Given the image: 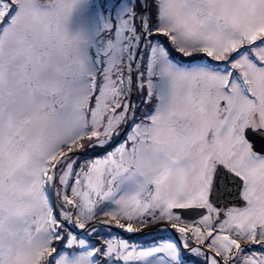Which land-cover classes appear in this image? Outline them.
<instances>
[{"label": "snow or ice", "instance_id": "1", "mask_svg": "<svg viewBox=\"0 0 264 264\" xmlns=\"http://www.w3.org/2000/svg\"><path fill=\"white\" fill-rule=\"evenodd\" d=\"M137 92L155 101L139 122ZM253 137L264 139V0H0V264H184L185 250L264 264ZM222 175L243 202L223 218ZM188 209L207 214L186 223ZM97 224L170 226L182 243L135 252L78 238Z\"/></svg>", "mask_w": 264, "mask_h": 264}, {"label": "rangeland", "instance_id": "2", "mask_svg": "<svg viewBox=\"0 0 264 264\" xmlns=\"http://www.w3.org/2000/svg\"><path fill=\"white\" fill-rule=\"evenodd\" d=\"M105 2V4H104ZM95 3L97 5H108V6H111L112 4H116V3H119V0H95ZM165 40H167L166 37H164ZM211 60V58H209ZM201 63H206L205 61L201 62ZM201 63H192L193 65L195 64H201ZM220 64H223V63H220ZM137 119V117H136ZM140 119H137V122H139ZM126 139V137H125ZM124 139V140H125ZM90 152V151H89ZM104 155V154H103ZM103 155L101 156H92V157H83L81 160H80V164L83 165L85 163H88L90 162L92 159H95V158H98V157H102ZM56 200V203H57V207L59 206V200L58 198H55ZM187 223V222H186ZM157 226V229L156 231L153 230L154 228H156ZM96 227L99 229L100 231V235L97 236L95 234H92L90 235V240L92 241V243L90 244H96L97 241H103V240H106V239H117V238H120V239H124L129 245H130V250L134 249L135 252H139L140 250H147V249H150V248H153V247H156V246H160V245H163L165 243H168V242H173V241H170L168 239H163V240H152V241H148V242H135V241H131L132 239H135L136 237H140V236H148V237H151V236H154L156 234H172V231L170 230V226H168L167 230H164L162 229V227L160 225H156V224H150L148 225L147 227H142L144 229L143 232H133V233H128L126 232L125 230H122V229H119L121 231H124L126 232V234H128V237H130V240L127 239L126 237H123L121 236L119 233L117 232H113L111 229L109 230L107 227L105 226H102V225H99L97 224ZM161 229H159V228ZM152 232H150V231ZM175 230V229H174ZM88 231V229H85L84 231H81L82 232H86ZM144 232H148V234H144ZM102 233H104L105 235H103ZM89 234H91L89 232ZM180 237V235H179ZM78 238H83V237H78ZM180 240H181V237H180ZM190 243H192V241L190 240L189 241ZM181 243H182V240H181ZM253 250H256L259 248L258 245L256 246H252ZM160 255H164V254H158L154 257H149L147 258L149 261H151V264H162V261L160 259ZM211 255V254H209ZM183 261H184V264H204V258L203 256H196L195 254L193 253H190V252H187L186 250L183 252ZM123 264V262H122ZM128 264H145V262L143 260L141 261H137V260H130L128 262Z\"/></svg>", "mask_w": 264, "mask_h": 264}, {"label": "flooded vegetation", "instance_id": "3", "mask_svg": "<svg viewBox=\"0 0 264 264\" xmlns=\"http://www.w3.org/2000/svg\"><path fill=\"white\" fill-rule=\"evenodd\" d=\"M236 74L239 73V70H233ZM259 137H253V140L259 141ZM230 175V174H229ZM220 185L221 188L218 192V194L213 197L215 204L214 206L218 207L220 213H221V218H223L224 213H226L228 210L234 208V207H242L243 202L240 199L239 193L241 191L240 188V182L237 179H231L229 178L227 186H225V180L222 178L220 180ZM227 201L231 203H227ZM202 213L194 218L191 219H185V222L187 223H192V222H198L200 219H202L203 215L207 214L206 209H201ZM169 239H171L169 237ZM174 240V239H173ZM192 244H195V240L191 239Z\"/></svg>", "mask_w": 264, "mask_h": 264}, {"label": "water", "instance_id": "4", "mask_svg": "<svg viewBox=\"0 0 264 264\" xmlns=\"http://www.w3.org/2000/svg\"><path fill=\"white\" fill-rule=\"evenodd\" d=\"M132 103L134 104V96L132 97ZM123 139H124V135L123 134L119 138H115L113 140V146H115L116 144L122 142ZM254 145H255V148L257 150L264 149V139H259V141H255L254 140ZM103 154L104 153L102 151L95 150V151L87 152L84 155V157L100 156V155H103ZM53 199H55V197H53ZM227 203H231V202L227 201ZM181 211H182V217L183 218H187V219L194 218V217H196V216H198V215H200L202 213L201 209H188V210H181ZM93 223H95V222H93ZM119 232H120V230H119ZM126 237H128V236H126Z\"/></svg>", "mask_w": 264, "mask_h": 264}, {"label": "trees", "instance_id": "5", "mask_svg": "<svg viewBox=\"0 0 264 264\" xmlns=\"http://www.w3.org/2000/svg\"><path fill=\"white\" fill-rule=\"evenodd\" d=\"M149 2H151V0H149ZM158 39H160L161 41L168 43L167 40H165V38L163 36H159ZM144 97L141 95V93L137 92L135 94V102H136V107L138 109L137 113H136V117L137 119H142L144 117V115L146 113L149 112V110L154 106L155 101L153 100L152 103H143ZM90 232V230H88V233ZM91 233V232H90ZM94 233H91V235ZM103 235H105L104 233H102ZM57 247H59V244L57 245Z\"/></svg>", "mask_w": 264, "mask_h": 264}, {"label": "bare ground", "instance_id": "6", "mask_svg": "<svg viewBox=\"0 0 264 264\" xmlns=\"http://www.w3.org/2000/svg\"><path fill=\"white\" fill-rule=\"evenodd\" d=\"M159 228V227H158ZM156 229H157V226H156V228H154L153 230H155L156 231ZM159 229H161V228H159ZM143 228H140V230L139 231H136V232H143ZM150 231V230H149ZM150 232H152V231H150ZM144 234H148V232H144Z\"/></svg>", "mask_w": 264, "mask_h": 264}]
</instances>
